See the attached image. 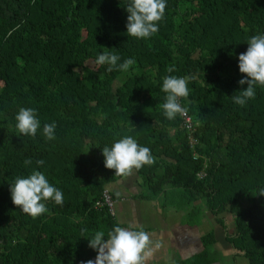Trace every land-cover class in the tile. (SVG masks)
Wrapping results in <instances>:
<instances>
[{
    "label": "trees",
    "instance_id": "1",
    "mask_svg": "<svg viewBox=\"0 0 264 264\" xmlns=\"http://www.w3.org/2000/svg\"><path fill=\"white\" fill-rule=\"evenodd\" d=\"M128 2L0 0V264L96 258L86 238L96 231L107 238L120 226L97 205L121 177L105 167L102 149L124 136L155 158L138 170L147 191L183 189L185 205L203 200L224 226L227 214L234 226L227 239L248 264H264V87L257 85L244 106L231 97L247 87L238 83L245 78L238 56L253 35L264 34V0H167L158 32L147 39L127 35ZM104 48L119 63L136 64L109 72L94 64ZM169 66L176 70L168 73ZM168 75L190 78L180 103L191 130L184 117L169 120L160 107ZM21 107L37 111L35 138L16 129ZM53 122L56 138L49 141L43 125ZM33 170L64 194L62 206L47 201L48 212L37 218L17 208L9 190ZM216 240L214 232L204 237L207 248Z\"/></svg>",
    "mask_w": 264,
    "mask_h": 264
},
{
    "label": "clouds",
    "instance_id": "2",
    "mask_svg": "<svg viewBox=\"0 0 264 264\" xmlns=\"http://www.w3.org/2000/svg\"><path fill=\"white\" fill-rule=\"evenodd\" d=\"M167 0H129L125 9L127 16V35L137 39H147L156 34L159 30V22L165 15ZM247 51L238 56L239 72L245 78L239 80L241 86L247 85L238 95L231 96L233 102L244 106L248 100L254 99L256 86L264 87V34L253 35L247 41ZM98 55L94 64L109 65L107 71L117 69L121 72H128L131 66L136 64L132 58L125 59L119 63L121 57L109 49ZM174 66H169L166 71L174 72ZM189 77H177L168 75L163 78L161 91L166 94L165 102L160 105L167 119L173 120L178 115L185 117L188 114V107L182 106L180 99L190 94L188 88ZM16 129L23 136L35 138L38 129L41 128V121L34 108L21 107L15 116ZM131 122V121H130ZM56 124L45 123L43 125L44 137L51 141L55 136ZM89 151V150H88ZM104 165L109 170H114L115 176L126 177L131 175L133 170L152 165L155 161L151 150L141 146L132 136H124L116 140L111 147L105 146L102 149ZM43 160L36 161V164L43 165ZM25 166L32 164L31 159L24 161ZM12 203L23 213L37 218L48 212L47 201H53L56 205L64 203L63 192L50 184L45 174L33 170L27 177H16L10 184ZM264 196V189L260 195ZM86 231V230H84ZM89 247L97 252L95 261L89 259L81 264H146V261L153 255L154 247L150 234L143 229L131 230L121 226H115L107 233L96 231L90 238ZM159 244H155L158 248Z\"/></svg>",
    "mask_w": 264,
    "mask_h": 264
},
{
    "label": "crops",
    "instance_id": "3",
    "mask_svg": "<svg viewBox=\"0 0 264 264\" xmlns=\"http://www.w3.org/2000/svg\"><path fill=\"white\" fill-rule=\"evenodd\" d=\"M205 169H208V163ZM207 175L206 170L198 174V179L204 180ZM107 190L114 195L115 218L120 226L131 230L143 229L150 234L154 251L146 264H240L241 261V264H248L244 253L235 249L227 239V233L234 232L227 214L222 215L225 226L215 219L211 223L212 217L207 213L203 200L191 206L189 202V205L183 203L187 191L167 186L162 193L149 192L141 173L135 169L131 175L118 178ZM166 199L172 203L166 204ZM216 225L222 233V240L217 239L207 248L204 237L215 233ZM156 243L158 248H155ZM206 250L210 257H202L201 261L200 254Z\"/></svg>",
    "mask_w": 264,
    "mask_h": 264
},
{
    "label": "built area",
    "instance_id": "4",
    "mask_svg": "<svg viewBox=\"0 0 264 264\" xmlns=\"http://www.w3.org/2000/svg\"><path fill=\"white\" fill-rule=\"evenodd\" d=\"M184 118H185V121L187 123L188 129L191 130L193 127L191 118L188 116H185ZM97 205H98V207L106 205L109 208L110 213L115 216V210H114L115 201L113 200V197L108 190H105L103 193V202H99V203H97Z\"/></svg>",
    "mask_w": 264,
    "mask_h": 264
},
{
    "label": "rangeland",
    "instance_id": "5",
    "mask_svg": "<svg viewBox=\"0 0 264 264\" xmlns=\"http://www.w3.org/2000/svg\"><path fill=\"white\" fill-rule=\"evenodd\" d=\"M91 63V62H90ZM167 200V199H166ZM172 202L171 201H169V200H167L166 201V204H168V205H170ZM186 207V206H185ZM198 216V215H197ZM228 217V216H227ZM224 219H225V217H223ZM211 223H214V220L212 219L211 220ZM214 228H215V234H216V236H217V239L218 240H222V233L219 231V228L217 227V225L216 226H214ZM242 262V261H241ZM241 262H240V264H241Z\"/></svg>",
    "mask_w": 264,
    "mask_h": 264
}]
</instances>
